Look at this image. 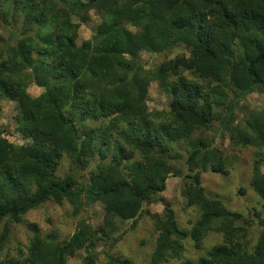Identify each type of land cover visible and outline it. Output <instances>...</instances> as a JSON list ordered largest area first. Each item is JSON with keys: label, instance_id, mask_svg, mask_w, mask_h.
Here are the masks:
<instances>
[{"label": "trees", "instance_id": "1", "mask_svg": "<svg viewBox=\"0 0 264 264\" xmlns=\"http://www.w3.org/2000/svg\"><path fill=\"white\" fill-rule=\"evenodd\" d=\"M92 12L99 22L77 45L79 26ZM179 45L186 53L148 69L139 60L142 51L157 54ZM31 82L43 88L37 96L27 91ZM151 82L167 96L166 111L148 109ZM263 91L264 0H0V99L15 102V129L28 139L14 144L0 128V218L51 197L67 200L74 210L81 203L103 208L101 227L88 237L76 232L61 241L56 232L41 235L29 223L27 253L1 258L0 264H68L75 251L107 236L117 222L135 221L145 203L165 189L168 151L181 140L189 145L188 173L174 175L185 178L182 194L199 215L187 232L171 208L154 213L158 234L151 262L179 259L188 235L200 248L206 231L214 229L223 232L222 242L177 264H264V218L259 217L262 231L256 244L247 249L231 226V218L240 214L209 197L200 183L201 172L226 174L230 161L192 137L208 129L216 109L225 105L221 122L228 127L240 101ZM74 112L84 119L108 120L78 132ZM230 138L256 149L250 185L264 201L263 114L251 111ZM63 153L73 161L95 153L110 158L99 162L83 183L72 173H54ZM224 219L229 224L213 225ZM7 233L4 226L0 253ZM81 264H95L94 254L89 252ZM103 264L131 262L108 256Z\"/></svg>", "mask_w": 264, "mask_h": 264}, {"label": "rangeland", "instance_id": "2", "mask_svg": "<svg viewBox=\"0 0 264 264\" xmlns=\"http://www.w3.org/2000/svg\"><path fill=\"white\" fill-rule=\"evenodd\" d=\"M97 15L91 17L80 24L77 45L88 39L98 24ZM186 53L184 46H175L165 52L152 54L146 51L139 53V60L144 68L148 69L158 64L165 58L174 57L177 54ZM35 55V54H34ZM43 88L31 82L27 91L32 96H37ZM231 93L228 96L230 101ZM147 107L152 110H167L168 98L161 92L155 82H151L148 87L146 97ZM214 120L208 129L198 131L193 134V138L200 137L205 142L213 145L223 156L230 161L225 165L228 169L226 174L207 170L200 173V183L205 193L222 202L229 211L240 214V217L231 218V226L237 229L239 240L243 242L247 249L251 250L256 244L262 231L259 217L264 218V201L257 195L250 185L253 162L256 158L255 148L252 145L235 143L230 138L231 130L242 127L251 111H257L264 116V91L253 92L247 95L239 105L234 108L233 120L228 127L222 128V116L227 112V107L221 106L216 109ZM18 114L16 104L12 100L0 99V128L3 129V136L14 144H21L27 138L15 129V116ZM78 132L87 130L90 127L104 124L92 119H84L77 112L72 113ZM222 128V129H221ZM100 144V141L97 142ZM110 145V144H109ZM189 145L186 141L171 143L168 154L171 156L170 176L166 179L165 189L156 195V200L145 203L143 213L136 220L128 219L124 222H117L108 235L95 242L93 245L84 246L78 249L68 258V264H81L83 258L90 252L95 256V264H103L108 256H118L128 258L131 264H153L151 253L155 247L157 229L154 223L153 214L162 213L165 207L173 210L178 226L184 231H189L199 211L197 206L188 205L186 198L182 194V187L185 178L174 175V171L182 174L188 173L184 160L188 154ZM110 156L101 158L95 153L83 154L79 160L73 161L69 155L62 154L55 168V174L60 177L74 174L83 183L88 182L90 171L95 169L99 162L108 161ZM76 165L73 166V163ZM264 172V163L260 167ZM103 222V208L100 203H81L79 210H74L67 201H56L55 198H48L24 212L16 213V216H6L0 218V233L4 226L7 227V241L0 253V259L4 257H17L18 252L27 253L32 232L28 224L35 223L39 233L44 235L50 231L56 232L59 240H69L76 233H82L85 237L93 234L95 229H99ZM229 224V221H216L213 225ZM223 232L210 229L204 234L200 248H195L191 238L186 236L183 240V251L179 259H170L158 264H177L182 259H196L205 255L207 250L214 244L222 242Z\"/></svg>", "mask_w": 264, "mask_h": 264}]
</instances>
